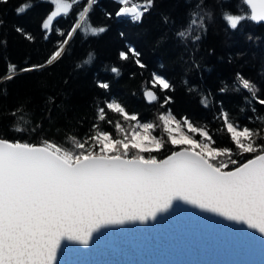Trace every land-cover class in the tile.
<instances>
[{
	"label": "snow or ice",
	"instance_id": "6c2138e0",
	"mask_svg": "<svg viewBox=\"0 0 264 264\" xmlns=\"http://www.w3.org/2000/svg\"><path fill=\"white\" fill-rule=\"evenodd\" d=\"M8 3L9 0H0V5ZM77 3L78 0H30L15 9L21 15L50 4L52 7L41 20V32L45 40L50 39L49 34L62 39L44 63L18 67L8 62L7 81L14 79L12 74L40 71L59 61L86 19L89 23L82 29L84 33L96 37L108 30L90 23V12L99 0H86L73 27L66 32L55 27L54 22L66 18ZM114 3V13L106 11V17L114 15L136 24L142 23L155 6V0ZM241 3L249 11L237 14L229 9L221 14L229 30L238 31L246 22H264V0ZM189 6L193 11L176 36L181 42L196 43L206 35L214 13L205 10L204 0H193ZM167 21L168 17H163V22ZM15 30L29 41L34 39L19 26ZM248 39H253L251 34ZM140 56L132 46L119 52L121 62L131 60L143 70L147 65ZM89 57L85 64L94 58L91 53ZM111 73L119 77L121 70L113 66ZM235 82L233 91H246L250 97L244 96L245 100L264 106V98L258 95L261 89L255 82L239 72ZM150 85L144 88L143 99L164 109L156 117L158 123L142 121L138 113H129L125 104L113 96L98 107L97 122L89 133L70 135L63 144L47 138L33 144L0 137V264H60L63 245L87 248L93 237L104 230L148 225L177 207L219 217L264 242V128L242 127L230 120L221 107L219 118L234 148L215 146L217 142L207 127L195 125L186 116L177 118L167 107L174 102L168 94L173 85L164 74L153 72ZM97 87L107 92L111 84L98 80ZM219 91L226 93L229 88L225 85ZM199 102L206 108L211 103L203 94ZM19 111L18 106L11 116L15 118ZM252 111L257 109L253 107ZM109 112L122 118V122H115L114 133L101 123L112 125ZM259 119L264 123V117ZM158 130L161 135L156 134ZM10 131L23 134L24 129L13 126ZM39 131V124L32 128L34 133ZM165 152L160 158L158 154Z\"/></svg>",
	"mask_w": 264,
	"mask_h": 264
},
{
	"label": "trees",
	"instance_id": "16d2710c",
	"mask_svg": "<svg viewBox=\"0 0 264 264\" xmlns=\"http://www.w3.org/2000/svg\"><path fill=\"white\" fill-rule=\"evenodd\" d=\"M28 2L9 0L8 4L0 5V20H3L0 25V137L33 144L47 138L63 144L70 135L89 133L91 125L97 122L98 107L113 96L125 104L129 113H138L142 121L158 123L156 117L164 109L143 99L144 88L151 87L153 72L164 74L173 85L168 94L174 102L167 107L177 118L186 116L195 125L207 127L217 142L215 146L234 148L219 118L221 107L228 112L230 120L242 127L264 128L259 119L264 117V106L245 100L244 96L250 97L246 91L232 90L236 86L235 74L239 72L260 87L258 95L264 98V24L246 22L240 30L231 31L221 16L229 9L237 14L249 11L241 0H204L205 10H212L214 17L208 22L206 35L196 43L181 42L176 36L193 11L189 6L193 0H155V6L140 24L130 19H116L114 15L109 19L105 12L114 13V0H99L90 12V23L106 26L105 33L96 37L84 33L82 29L89 23L86 19L59 61L40 71L12 74L14 79L7 81L8 62L18 67L44 63L62 39L49 34L50 39L45 40L41 32V20L52 7L50 4L16 14L15 9ZM85 2L78 0L66 18L54 23L55 27L65 32L73 27ZM165 16L167 23L163 22ZM17 26L34 39L29 41L18 33ZM249 34L252 40L248 39ZM128 46L140 52L141 60L147 65L145 69H139L131 60H119V52ZM90 53L94 58L85 64ZM113 66L120 68L119 77L111 73ZM133 72L135 76L131 75ZM98 80L110 82V90L99 89ZM225 85L229 91L221 93L219 89ZM189 88L196 91L190 93ZM201 94L211 101L207 108L199 102ZM18 106L20 111L13 118L11 113ZM253 107L256 112L252 111ZM107 117L112 125L101 123L114 133L115 122H122V118L110 112ZM37 124L42 131L34 133L32 128ZM13 126L24 129L23 134L10 131ZM156 134L162 133L158 130ZM166 154L158 155L163 158Z\"/></svg>",
	"mask_w": 264,
	"mask_h": 264
},
{
	"label": "water",
	"instance_id": "95a60500",
	"mask_svg": "<svg viewBox=\"0 0 264 264\" xmlns=\"http://www.w3.org/2000/svg\"><path fill=\"white\" fill-rule=\"evenodd\" d=\"M237 227L177 207L148 225L104 230L87 248L63 245L60 264H264V242Z\"/></svg>",
	"mask_w": 264,
	"mask_h": 264
}]
</instances>
